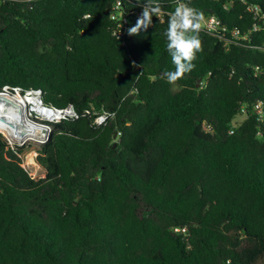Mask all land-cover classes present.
I'll use <instances>...</instances> for the list:
<instances>
[{"label":"trees","instance_id":"1","mask_svg":"<svg viewBox=\"0 0 264 264\" xmlns=\"http://www.w3.org/2000/svg\"><path fill=\"white\" fill-rule=\"evenodd\" d=\"M116 1L0 0V89L78 114L38 148L41 177L0 134V264H264V21L249 9L264 0H182L248 39L201 29L175 84L161 74L177 1L130 36L147 0H121L122 39Z\"/></svg>","mask_w":264,"mask_h":264},{"label":"built area","instance_id":"2","mask_svg":"<svg viewBox=\"0 0 264 264\" xmlns=\"http://www.w3.org/2000/svg\"><path fill=\"white\" fill-rule=\"evenodd\" d=\"M177 1V0H176ZM182 1V0H181ZM121 0H117L114 4L111 17L118 19L117 26L113 30V34L122 39L127 31V19L125 13L121 11ZM249 9L254 13V16L259 20L264 21V13L260 11L258 5H250ZM124 14V15H123ZM122 16V17H119ZM141 16V15H140ZM162 20V14L159 16ZM205 19L202 23V30L212 33L224 40V45L227 46L229 42H239L241 39H248V33H241L236 29H232L217 15L204 16ZM121 19V20H120ZM260 28V24H254L251 30H257ZM0 94L10 97L16 109V119L19 120L18 126H21L19 135L13 132V129H0L2 138L7 142L11 148H17L19 146L32 143H38L40 146L49 141L52 132L54 131L55 124L63 121L64 119L77 117L78 114L72 104L64 107H56L47 104L43 98V92L40 88H24L19 85L5 84L0 89ZM256 111L259 115L263 116V103L257 102L255 104ZM115 112L100 113L95 117V123L104 124L108 117L113 116ZM206 129L212 131L211 124H206ZM37 151H34L33 158L37 161ZM22 158V166L26 168L32 177H35L23 164L22 152L19 153ZM38 163V161H37ZM27 165V164H26ZM178 229V228H176ZM185 230V228H183Z\"/></svg>","mask_w":264,"mask_h":264},{"label":"clouds","instance_id":"3","mask_svg":"<svg viewBox=\"0 0 264 264\" xmlns=\"http://www.w3.org/2000/svg\"><path fill=\"white\" fill-rule=\"evenodd\" d=\"M142 7V14L135 26L128 29L130 36L138 35L141 30L147 31L152 26L153 16L158 18L162 14L159 0H147ZM168 16V27L165 31L167 52L175 70L163 72L161 78L166 79L169 84H175L196 67L194 61L197 60L198 53L203 51L199 33L205 17L202 11L190 7L181 0H177L174 11Z\"/></svg>","mask_w":264,"mask_h":264},{"label":"bare ground","instance_id":"4","mask_svg":"<svg viewBox=\"0 0 264 264\" xmlns=\"http://www.w3.org/2000/svg\"><path fill=\"white\" fill-rule=\"evenodd\" d=\"M0 94V129H13V132L16 135H19L21 126H18L19 120L16 119V109L13 102L10 100V97L3 96ZM12 128V129H11ZM33 159V154H28L26 157V164L30 171L34 172L37 168L33 167L35 164Z\"/></svg>","mask_w":264,"mask_h":264},{"label":"rangeland","instance_id":"5","mask_svg":"<svg viewBox=\"0 0 264 264\" xmlns=\"http://www.w3.org/2000/svg\"><path fill=\"white\" fill-rule=\"evenodd\" d=\"M244 117L243 114L238 115L234 120L233 123L237 124L242 118ZM40 147V145L38 143H32L30 142L29 144L24 146V149L22 151V156H23V164L27 167L26 165V157L28 154H34V151H37V149ZM34 159V158H33ZM35 160V159H34ZM35 162V164L33 163V167L37 168L33 174L35 177H41L45 175V169L39 164L37 163V161H33ZM28 168V167H27ZM29 169V168H28ZM32 172V171H31Z\"/></svg>","mask_w":264,"mask_h":264},{"label":"water","instance_id":"6","mask_svg":"<svg viewBox=\"0 0 264 264\" xmlns=\"http://www.w3.org/2000/svg\"><path fill=\"white\" fill-rule=\"evenodd\" d=\"M124 15V14H123ZM201 81V79H199V82ZM117 136V132L114 134V137H116ZM116 146V142H114L113 143V147H115Z\"/></svg>","mask_w":264,"mask_h":264}]
</instances>
